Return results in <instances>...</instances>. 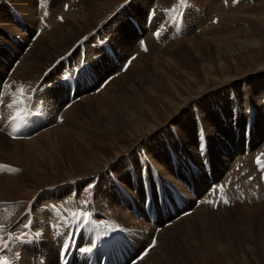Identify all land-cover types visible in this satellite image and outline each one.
Instances as JSON below:
<instances>
[{"label":"rangeland","instance_id":"1","mask_svg":"<svg viewBox=\"0 0 264 264\" xmlns=\"http://www.w3.org/2000/svg\"><path fill=\"white\" fill-rule=\"evenodd\" d=\"M4 1L10 2L27 24L33 26L31 32H35L39 26V8L37 0H0V86L3 74L7 73L10 77L7 85L19 97L21 86L24 88L36 84L79 39L97 29V34L103 31L110 34L117 58L122 64L127 57L137 52L133 51L138 47L140 39L147 38L148 32L143 25L148 21L150 7L156 4L162 8L165 4L164 7L169 9L178 0H132L126 8L125 4L123 8L121 5L127 0H46L55 13L57 10L56 14L62 13L59 10L62 4L63 8L68 5V9L63 10L64 14L59 16L61 23L53 16L47 19L52 29L44 30L23 56L25 44L23 46L21 41L17 44L12 42L10 34L27 43L29 37L25 36L23 30L29 29V26L12 20ZM192 2L200 12L191 10ZM204 2L211 1H178L186 18H190L187 20L188 32L185 35L167 37L164 44H157L160 46L158 51L136 53L132 66L112 79L104 90L94 95L84 92L79 102L64 111L63 124L53 123L30 140H11L0 134V162L8 163L14 168L7 174H0V201L20 202L18 209L26 210L29 203L33 201L34 204L36 201L33 205L35 215L38 207H46L47 196L55 194L57 198H61L65 194L63 192L68 193L70 189L76 188L79 194V191L87 194L82 193L83 196L79 197L80 204L83 201L85 204L87 199L93 197L99 207L109 212L119 207L123 213L132 216L136 223L140 221L131 224L121 219L122 225L152 230L147 220L137 218L121 207L119 191L110 179L113 175L136 199V206L143 213L142 202L145 198L142 178H139V186H133L128 171L139 173V168L151 162L158 167L161 178L178 184L188 200L196 201L179 183V178L190 186L194 182L196 196L202 197L209 186V177L199 157L197 133L203 134L204 138L200 141L207 143L206 157L211 160L214 177L225 176L234 167L236 160L241 158L247 139L251 148L264 158V135L259 137L256 134L260 117V122L264 124V94L260 96L258 91L262 86L264 90V0H219V7L210 16L208 11L203 10ZM126 13L135 17L141 25L144 32L141 36L133 28L128 15L124 16ZM79 18H85L86 22L81 19V23H75L74 19ZM94 52V49L89 50L90 55ZM78 54L77 49L73 55L76 57ZM13 55L18 56L17 59L21 61L11 75V66L16 60ZM90 55L88 57L92 70L100 79L99 82L120 69V66L111 64L107 67L95 65ZM141 55L146 56L134 66ZM103 61L106 62L107 59ZM61 67L62 63L48 77L46 74L44 82H51ZM97 77L95 75L94 78ZM24 90V93L30 92L32 87ZM11 94L7 96L11 97ZM65 96L68 93L63 86L48 89L44 94L46 99H55L60 110L65 103ZM218 116L219 120H216L215 117ZM250 118L255 119L252 124L247 123ZM133 124L151 127L145 141L139 139L140 136H132L140 129L132 127ZM220 128H229L230 131L226 130V136H222ZM164 150H167V154H162ZM169 151L178 156L177 176L173 172L174 165L171 164L174 157L170 158ZM188 158L200 163L201 173L190 171ZM99 160L104 163L101 173L82 175L84 171L94 169ZM160 165L166 167L167 171ZM15 170L17 174L14 173ZM151 170L152 167H147L144 172V182L149 177L152 183L149 173ZM60 179L64 181L46 188L34 186L36 189L32 192V183H52ZM73 184L77 186H72ZM50 188V192L46 193ZM79 188L82 189L78 190ZM27 190L32 192L31 197L22 199ZM126 205L127 208L130 207L128 203ZM23 209L18 210L19 213ZM117 221L121 224L118 219ZM162 222L161 216L160 223ZM151 234H140L143 241H137L136 253L149 243ZM43 247L46 248L44 255L47 264H59L58 251L48 235ZM35 252L38 253L37 250H32L33 255ZM157 263L264 264V196L260 201L237 203L233 207L217 211L201 206L192 215L165 228L142 264Z\"/></svg>","mask_w":264,"mask_h":264},{"label":"bare ground","instance_id":"2","mask_svg":"<svg viewBox=\"0 0 264 264\" xmlns=\"http://www.w3.org/2000/svg\"><path fill=\"white\" fill-rule=\"evenodd\" d=\"M90 1H94V0H90ZM89 1V2H90ZM208 1H211V2H204V3H202V5L204 6V11H208L207 13L209 14V16L210 15H212L214 12H215V10H216V8H218L219 7V5H217L218 4V2H219V0H208ZM81 2V1H80ZM162 2V1H161ZM160 2V3H161ZM199 2V1H198ZM58 3V2H57ZM57 3H55V4H57ZM64 3V2H63ZM83 3V2H82ZM62 4V3H61ZM87 4V3H86ZM85 4V5H86ZM159 4V3H158ZM60 6H62L61 7V9H59V10H61L62 11V13H60V15H62V14H64L63 13V4L62 5H60ZM73 6V5H72ZM200 6V5H199ZM73 7H75V6H73ZM207 7V8H206ZM35 8H37L36 6H35ZM69 8H71V7H69ZM88 8V7H87ZM160 8V7H159ZM206 8V9H205ZM36 10V9H35ZM73 10V9H72ZM86 10V9H85ZM76 11V10H75ZM74 11V12H75ZM68 12H70V10L68 11ZM88 12H89V8H88ZM157 12H158V10H157ZM156 12V14L157 15H163V14H160L159 12L157 13ZM34 13V12H33ZM56 13H57V10H56ZM38 14V13H37ZM69 14H67V16H68ZM70 15H71V13H70ZM65 16V15H64ZM85 18H86V16H85ZM83 19V18H79V19H74V21H75V23H77V24H79V23H81L80 21H81V19H83L84 20V22H86V19ZM160 19V18H159ZM158 19V20H159ZM190 18H189V16L187 17V20H189ZM146 20V19H145ZM55 21V20H54ZM57 21V20H56ZM50 22V21H49ZM83 22V23H84ZM141 22H143V20H141ZM56 23V22H55ZM55 23H53V24H55ZM70 23V22H69ZM73 23V22H72ZM50 24V23H49ZM59 24V23H58ZM85 24H88V23H85ZM39 25V24H38ZM54 26V25H53ZM64 27V26H63ZM90 27V26H89ZM143 27H145V24L143 25ZM84 28V27H83ZM63 29V28H62ZM145 30H146V28H144ZM143 32V31H142ZM147 32H148V30H147ZM144 33V32H143ZM147 39H148V47H149V53H153V52H155V51H158L159 50V47L160 46H158L157 45V43L154 41V39L151 37V34L150 33H147ZM132 42H129V44H131ZM250 46V45H249ZM136 50H137V52L139 51V46L138 47H136V49H135V51H133V52H136ZM132 52V53H133ZM142 56V55H141ZM146 56V55H145ZM144 55L142 56V57H140V59H138L136 62H135V64H134V66L139 62V61H141L142 60V58L143 57H145ZM132 66V65H131ZM94 79H96V78H94ZM100 83V82H99ZM98 83V84H99ZM11 84V83H10ZM258 91L261 93L260 94V96L262 95V94H264V90H263V86L260 88V89H258ZM151 110V109H150ZM227 113V112H226ZM217 114V113H216ZM149 116V115H148ZM131 117V116H130ZM216 118V120H219V116L218 117H215ZM228 119V116H226L225 117V119ZM226 119V120H227ZM260 121H262L261 120V117L259 118V120H258V123H257V126H256V134L260 137V136H262V135H264V127H263V122H260ZM134 122V121H133ZM146 123H147V121H146ZM137 125V126H136ZM133 124V125H131L132 127H138V128H140V129H138L137 131H136V133L134 134V135H132V136H134V138H136L137 136H140L139 137V139H141V140H146V135H147V132L149 131V129L151 128V127H149V125L147 126L146 124V126L143 124ZM231 126V125H230ZM221 127V126H220ZM213 129H215V128H213ZM134 130V129H133ZM226 130H229L230 131V129L228 128V129H221L220 128V134L222 135V136H226L225 135V132H226ZM135 131V130H134ZM228 132V131H227ZM45 134V133H44ZM48 135V134H47ZM183 135H184V133H183ZM221 136V137H222ZM247 139V138H246ZM138 140V139H137ZM171 141V140H170ZM249 142V141H248ZM192 143H194V138H193V141H192ZM212 146H215L214 144H212ZM216 150V149H215ZM261 153H263L262 151H261ZM162 154H167V150L165 151L164 150V152L162 153ZM167 156V155H166ZM191 156V155H190ZM99 158V157H98ZM174 159V158H173ZM97 160V159H96ZM108 161V160H107ZM158 161V160H157ZM211 161V160H210ZM93 162V161H92ZM251 162H252V160L249 158V159H247L246 160V163L248 164V165H250L251 166ZM96 163V162H95ZM99 163V164H98ZM101 160H99V162H97L96 163V167L94 168V169H91V170H86V171H84V173H82V175H84V176H86V175H90V174H94L95 172H99V173H101L102 172V165L104 164V163H101ZM160 164H163L162 163V161H160ZM215 164H216V162H215ZM224 164V163H223ZM92 165H94V164H92ZM161 166V168L163 169H165L166 167H164L163 165H160ZM249 166V167H250ZM56 170V169H55ZM76 171V170H75ZM165 171H167V169H165ZM168 173H170V172H167V174ZM81 174V173H80ZM55 175V174H54ZM79 175V174H78ZM99 175V174H98ZM93 177V176H92ZM96 179V178H95ZM69 180V179H68ZM62 181H64L63 179L61 180H59V181H56V182H52V183H48V182H43L42 181V183L40 182V180H39V182L40 183H35V184H31V189H32V192H33V189H34V186H40L41 188H46L47 186L49 187V186H52V185H56V184H59L60 182H62ZM96 181V180H95ZM17 182V181H16ZM97 182H99V181H97ZM64 183V182H63ZM18 184V183H17ZM178 185V184H177ZM8 187V186H7ZM27 187V186H26ZM25 187V188H26ZM54 187V186H53ZM18 188H20L19 186H18ZM17 187H16V189H18ZM30 188V187H29ZM202 188V187H201ZM13 189V188H12ZM14 189H15V187H14ZM13 189V190H14ZM36 189V188H35ZM35 189H34V191H35ZM76 189V188H75ZM80 189H82V188H79L78 190H80ZM9 190V189H8ZM44 190V189H43ZM47 190V189H46ZM50 190H51V188L50 189H48L47 191H46V193H49L50 192ZM74 190V189H73ZM84 190V189H83ZM18 191V190H17ZM30 191V190H29ZM75 191V190H74ZM89 191V190H88ZM144 191V190H143ZM32 192H28V190L27 191H25L24 193H23V195L24 196H22L21 198L22 199H25L24 197H26V198H30L31 197V195H32ZM80 193H81V195H82V193L84 192V191H79ZM86 192V191H85ZM96 192V191H95ZM100 192V191H99ZM6 193V192H5ZM42 193V192H41ZM60 193V192H59ZM62 193V192H61ZM63 193H65V194H67L66 193V191L65 192H63ZM34 194H36L35 192H34ZM33 194V195H34ZM40 194V193H39ZM84 194V193H83ZM41 195V194H40ZM64 195V194H63ZM62 195V196H63ZM84 195H87V194H84ZM189 195V194H188ZM261 195H263V193H260V194H257V196L259 197V199L260 198H263V196L262 197H260ZM41 196H43V195H41ZM52 196H54V197H56V195L55 194H53ZM52 196H49V197H52ZM83 196V195H82ZM44 197V196H43ZM48 197V196H47ZM61 197V196H60ZM8 198V197H7ZM6 198V199H7ZM38 198V197H37ZM86 197H84V199H85ZM145 198V197H144ZM5 199V198H4ZM15 199V198H14ZM13 199V200H14ZM41 199V198H40ZM39 199V200H40ZM45 199V198H44ZM47 199V198H46ZM143 199V197L141 198V200ZM36 200V199H35ZM83 201V200H82ZM17 202V201H16ZM83 202H85V201H83ZM83 202H82V204H83ZM134 202H135V204H137V202H136V199H134ZM253 202V201H252ZM127 203V202H126ZM28 203H26V208H27V205ZM30 204V203H29ZM34 204H36V201H35V203ZM33 204V205H34ZM43 204V203H42ZM81 204V205H82ZM129 204V203H128ZM46 205V204H45ZM44 205V206H45ZM114 206V205H113ZM21 207H22V205H21ZM137 207V206H136ZM39 208V207H38ZM142 208H143V213L139 210V208H137V212H139L141 215H144V206H143V204H142ZM23 208H19L18 210H22ZM17 210V211H18ZM26 209H23V211H25ZM159 210V209H158ZM202 210V209H201ZM35 211H36V209H35ZM38 211V210H37ZM20 211H18V213H19ZM109 212V211H108ZM113 213V214H112ZM109 214H111L112 215V217L114 216L115 217V219L117 220H119L120 222H121V224H123L122 222L123 221H121V219L122 220H126V221H129V223H131V224H133V223H136V220L132 217V216H130V215H126L125 213H123L120 209H119V207H118V209L117 210H114V211H112V212H109ZM36 215H38V213L37 214H35V216ZM113 217V218H114ZM160 219H161V216L159 217ZM203 219V218H202ZM138 222H140V221H138ZM137 222V223H138ZM136 223V224H137ZM132 226V225H131ZM146 226V225H145ZM132 228V227H131ZM146 236V235H145ZM147 239V238H146ZM48 240V239H47ZM47 242V241H46ZM140 248V247H139ZM46 249V248H45ZM137 249V248H136ZM51 252V251H50ZM136 253V252H135ZM50 257V256H49ZM25 258L26 259H28L27 258V256H25ZM147 258H148V255H147ZM147 258H145V259H147ZM25 259V260H26ZM58 259V258H57ZM145 259H144V261H142V262H139L138 264H142L143 262L145 263ZM29 260V259H28ZM28 260H26V261H28ZM149 260V259H148ZM152 260V259H151ZM51 262V261H50ZM54 262V261H53ZM59 263V262H58ZM156 263V262H155ZM158 264V263H157Z\"/></svg>","mask_w":264,"mask_h":264},{"label":"snow or ice","instance_id":"3","mask_svg":"<svg viewBox=\"0 0 264 264\" xmlns=\"http://www.w3.org/2000/svg\"><path fill=\"white\" fill-rule=\"evenodd\" d=\"M145 50H147V49L145 48ZM19 91L21 93L20 103H21V105L26 106V102L28 100V97L26 95H24L25 90L23 89V86H21ZM13 99H14V102L8 105V107L10 109L13 108L14 104H15V98H13ZM13 119L16 120V119H18V117H13ZM18 128H19V125H17V130H18ZM14 138H16V137H14ZM257 164H260L259 160H257ZM224 203H228L227 199L224 200ZM74 218H76L78 220V222L88 223L89 214L86 212L80 213L79 216H76L74 214ZM25 227H27V225H25ZM0 264H9V262L6 259L0 258Z\"/></svg>","mask_w":264,"mask_h":264}]
</instances>
